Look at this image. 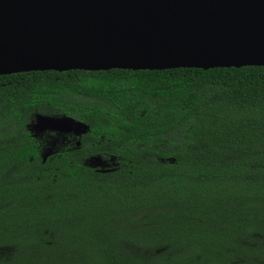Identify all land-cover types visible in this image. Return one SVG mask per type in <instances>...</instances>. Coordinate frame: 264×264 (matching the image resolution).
<instances>
[{
  "label": "trees",
  "instance_id": "16d2710c",
  "mask_svg": "<svg viewBox=\"0 0 264 264\" xmlns=\"http://www.w3.org/2000/svg\"><path fill=\"white\" fill-rule=\"evenodd\" d=\"M0 264H264V67L0 76Z\"/></svg>",
  "mask_w": 264,
  "mask_h": 264
},
{
  "label": "water",
  "instance_id": "95a60500",
  "mask_svg": "<svg viewBox=\"0 0 264 264\" xmlns=\"http://www.w3.org/2000/svg\"><path fill=\"white\" fill-rule=\"evenodd\" d=\"M226 1L0 0V76L264 67V23L205 25V8L248 0Z\"/></svg>",
  "mask_w": 264,
  "mask_h": 264
},
{
  "label": "rangeland",
  "instance_id": "374dc122",
  "mask_svg": "<svg viewBox=\"0 0 264 264\" xmlns=\"http://www.w3.org/2000/svg\"><path fill=\"white\" fill-rule=\"evenodd\" d=\"M30 130L44 145L43 156L53 155L60 148L74 144L84 127L75 120L60 116L34 115Z\"/></svg>",
  "mask_w": 264,
  "mask_h": 264
},
{
  "label": "bare ground",
  "instance_id": "6f19581e",
  "mask_svg": "<svg viewBox=\"0 0 264 264\" xmlns=\"http://www.w3.org/2000/svg\"><path fill=\"white\" fill-rule=\"evenodd\" d=\"M235 1L239 2L238 0ZM235 1L229 0L224 4L228 5L230 2ZM218 5L215 6V10L211 8H205L204 12L201 13V16L208 15L205 17V25L209 29H212L210 26L214 25L213 23L215 20L217 24H221L223 27L230 25V29L234 27L239 30H241L242 27L246 29L249 25H254L256 22L264 23V0H256L254 2H252V0H248L244 5L241 3L231 4L233 7L230 8L229 6L226 8L229 10L226 11H219L220 8ZM196 22L197 21H195V23ZM223 27H220V29Z\"/></svg>",
  "mask_w": 264,
  "mask_h": 264
}]
</instances>
